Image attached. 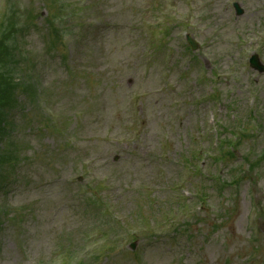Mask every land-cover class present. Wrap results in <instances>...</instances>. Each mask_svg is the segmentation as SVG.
Instances as JSON below:
<instances>
[{"label": "rangeland", "instance_id": "obj_1", "mask_svg": "<svg viewBox=\"0 0 264 264\" xmlns=\"http://www.w3.org/2000/svg\"><path fill=\"white\" fill-rule=\"evenodd\" d=\"M207 1L211 4V16L215 18L211 20L212 28H224V32L217 36L208 33L193 36L219 70V87L211 80L206 85L197 83L199 71L193 64L188 82L175 76L171 80L161 79L158 65H152V75L144 73L147 64L140 57L143 41H138L142 33L131 27L138 20L137 10L144 6H158L168 14L182 13L186 10L182 0H100L98 25L103 28L105 19L112 25L101 31L100 41L92 43L94 49L88 37L83 39L80 64L88 65L89 81L92 75L98 78L96 74L105 71L108 75L88 86L69 83L60 60L43 55L46 30L42 18L37 28L27 33L26 48L31 52V64L37 66L41 80L51 89L53 107L71 115L76 111H88L81 129L75 124L71 127L77 136L71 151L65 148L56 132L35 133V125L19 128L24 161L18 169L19 182L8 195L7 205L21 208L23 213L14 214L16 219H10L0 229V264L49 261L64 231H80L79 235L74 234L75 247L82 248L87 242L85 228H93L96 218L83 210L76 195L78 186L67 181L79 167L78 162L89 163L95 178L109 175L118 189L124 184L151 185L158 196L165 197L164 186L174 182L172 178L178 168L175 163L162 164L153 155L164 136L170 137L173 144L170 156L177 159L180 151L192 141L188 135L190 129L201 132L217 128V118L229 122L232 114L226 105L230 99L236 103L235 110L242 119L246 118L247 110L255 109L262 127L258 129L256 140L242 143L238 160L249 150L255 154L264 150V74L246 68L241 56L243 52L250 55L257 50L264 55V35L260 32L264 28V0H238L245 10L240 18H236L232 8L235 0ZM36 8L40 11L39 2ZM238 31L244 34L242 41H238ZM173 45L180 50L181 41L177 35ZM201 58L207 66V76H210L213 63L206 56ZM185 63L187 61L183 65ZM166 84L172 87H166ZM214 90L220 93L217 101H202L200 104L193 101L195 97ZM136 95H139L138 108L144 117L140 123L143 128L141 137L131 145L109 142L108 135L117 137L130 131L128 107ZM174 99L181 102L177 104ZM33 112L32 106L26 104L19 113L20 117L30 119L34 117ZM71 125L69 121L68 127ZM259 173L261 176L249 175L251 180L237 190H228L223 196L212 194L207 219L201 218L195 223L190 237H180L177 242L144 237L137 241L141 252L139 261L131 251H124L122 254L113 252L108 260H95L90 264H262L264 213H257L255 205L264 209V171ZM116 192L113 191V196ZM185 192L191 194L192 186L189 185ZM5 202L3 199L2 203ZM124 208L128 212L132 210L130 197H126ZM256 213L257 218L261 217L255 222L260 224L263 242L255 261L250 262L249 257L255 252L249 243L250 233H256L250 230L254 222L251 218Z\"/></svg>", "mask_w": 264, "mask_h": 264}, {"label": "trees", "instance_id": "obj_2", "mask_svg": "<svg viewBox=\"0 0 264 264\" xmlns=\"http://www.w3.org/2000/svg\"><path fill=\"white\" fill-rule=\"evenodd\" d=\"M0 50H1L2 53H4V54H5V50H6V55L8 54V53H7L8 48H6L5 46L1 45V46H0Z\"/></svg>", "mask_w": 264, "mask_h": 264}]
</instances>
